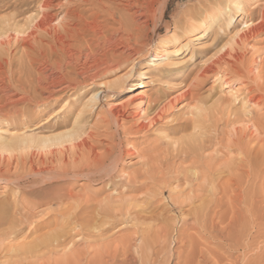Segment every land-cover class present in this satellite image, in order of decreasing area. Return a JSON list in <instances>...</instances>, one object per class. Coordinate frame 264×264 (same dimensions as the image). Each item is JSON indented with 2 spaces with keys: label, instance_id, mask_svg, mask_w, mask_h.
Segmentation results:
<instances>
[{
  "label": "bare ground",
  "instance_id": "obj_1",
  "mask_svg": "<svg viewBox=\"0 0 264 264\" xmlns=\"http://www.w3.org/2000/svg\"><path fill=\"white\" fill-rule=\"evenodd\" d=\"M209 4H211V6L210 5L208 6L210 8H207L204 11L196 14V16L199 17L198 20L195 19L196 16L194 13L195 11L194 6L193 7L191 6V8H193L192 10L194 11L190 10L191 8L190 9L186 8V6L185 9L182 10L180 9V13L179 14L177 13V16L175 17L176 19L174 18L173 20L174 22L172 24H169L168 26V29L169 28L174 29V33L171 35L170 38L169 37L166 38V40L162 41L158 39V42L154 47H153L154 39L153 37H151V33L154 32V34H156L161 29V21H163V18L166 16L165 10L168 7V0H38L35 3V5L32 7L35 13L29 11V17H26L22 22H17L16 18L6 19L0 22V122H1L0 125L2 126L5 125L6 123L5 121L8 119H14L19 115L24 116V114L22 115L21 113L23 111L22 109L26 110V112L30 114L36 113L37 108H41L42 105H46L47 103L51 101L53 102L56 99H61L59 95L62 94L69 95V98L66 99L63 105L61 103L62 108L60 111H62L63 113H65L66 111H72L74 110V107H76L75 104H77V102H74L73 104L72 100H70V97H73L74 95L87 93V91L90 90L91 92H93L88 102L84 104L83 108H81L78 114L76 115V120L74 122L72 131L65 133L60 137L55 136L56 138H45V139L42 138L43 139L42 141H37L36 137L33 136H29L26 138L24 137L15 138L13 136L8 140L2 138V140L0 141V151L2 153L4 151L8 152V150L10 151L14 149L19 150V148H23V149L32 148V147L35 148L39 146V144H36L37 142L40 143L42 142V145H44L43 147L46 146L51 148V146H56V145L62 146L57 151L53 150L50 152L49 150L52 157L53 154L60 153V157H58L56 154L57 156L56 159L54 158L55 157L54 156L53 158L51 157V159L50 158L46 159L42 157L36 160L35 153H33L31 159L28 158V160L21 158H20L21 160H19L16 159L17 157L9 156V155L0 156V185L5 184L6 190L10 192L6 197L10 195L12 197V202L9 204L7 203L6 198L0 199V236L6 238V239L3 238V240H8L10 238H13L15 234H20L17 233L18 232L17 229L19 227L21 228V225H24L25 223H31L30 226L31 230L29 233L32 235V237L33 235H37L38 232L41 231L42 227L45 225L41 219L46 217V215L48 214L47 213L48 211L46 212L47 210L46 207H48L50 204L54 202H58V201L61 202L64 198L65 199H67L68 197L72 198L73 195L71 194L72 192L70 193L68 189L67 192L63 188V185L58 186V183L61 180L74 179L76 181L77 179L86 178L91 182L95 181V183L98 181H103L105 186L107 187L109 186L110 189L112 186H117V185L119 186L122 185L125 190L126 189L129 190L132 187L137 189L142 188V183L140 187H138V184H140L139 178L142 175L143 176L146 175V173L150 171L152 172L151 169L153 168V164H154L153 160H150L146 163H142L143 166L141 164L142 166L141 171L139 172L135 171L132 174H128L127 177H124L125 175H123V168H122L124 164V158L125 156L134 157L135 153L132 152L131 150L128 151L127 149L122 148V146H120L121 144L119 145V143H117L113 139L110 140L111 138L109 139V142L105 144V147L103 146L105 148V151L99 153L97 151L98 147L95 144V141L93 140L91 135L81 132V128H83L82 125L84 123V119L87 114V109L94 107L99 102L101 95L104 94L101 91L99 92L97 85H103L104 88L107 87L108 89L113 87L110 85L108 86L106 83L99 84V81L101 80V77L103 75L116 73L122 70L123 68L131 65V69L129 70V72H127L124 75L121 82L123 83L122 86L123 91L127 92L130 90L129 84L127 83L130 80V78L134 75V68L141 63V58H143L144 63L142 64V67H144V69L140 71V79L136 83V89H143L145 88V86H147V84L143 80L147 78V74H148L146 67H150V68H152V66L155 67L153 71V77L156 78V80L161 78L164 74H166L167 67L171 66V64L173 63L172 62L173 57L179 55L178 53L180 52V49L176 51H172L173 50L172 48L178 45L179 39L182 35L186 33L187 34L186 36L189 37L188 42L190 43L196 42L197 44H207L209 43V41H211V39L213 38L216 39V37L219 36L220 34L227 33V31H232V28L237 22L238 16H240V14H242L245 11L244 0H226L223 4L219 3L218 6L214 4L216 7L215 6L212 7L213 3H209ZM253 23L243 22V28L245 29L242 30L240 29V31H237L236 33L233 34L231 39L235 41L234 47L241 45V43L243 47V44H245L244 42L264 33V13L260 17V20L257 23L254 24ZM203 35L204 38H202ZM184 46L186 47L187 44H184L183 47ZM199 48L200 47L198 45L194 46L195 50ZM150 49H152L150 54L149 53L146 54V52H148L147 50ZM237 49H238L237 47L235 49L233 48V51L231 52H229L230 50H228L226 53H224L219 58L214 60L211 64L202 67L201 77L204 78L209 75L219 76L221 74L230 73L236 75V77L238 76L239 78L243 77L245 81H249L248 79L252 78L251 77L252 73L247 72L245 74H242L244 71H241L240 68L236 69L237 67L234 66H233L234 68L231 67L232 64L230 62L232 60L235 62L240 60L238 55L239 52L237 53ZM191 59H193V57ZM224 65H229L227 69L229 70V68L230 69L233 68V70L231 69L232 70L231 72L230 71L228 72L227 69L224 70L223 69ZM226 67L227 66H225V68ZM262 73H264V70ZM261 77L262 76L257 75L256 78H261ZM262 84L264 85V83ZM223 85L224 88L227 87L228 84H223ZM252 88L251 86L243 85L240 87V89L238 88L237 91L235 90L232 92L233 93L232 96H235V94H237L238 96L244 95L242 98H244L245 100L242 99L243 101H241V103L243 102L241 106L242 110L243 109L247 110L246 107L248 104L250 105L254 104V107L256 105H261V106L263 105L262 102H264V94L261 93L262 91L260 92V87L257 88L258 91L257 95L260 94L263 95L260 96L261 98L259 97V99L256 98L257 97L256 94H253L255 93V90H253ZM134 98L136 101H138V105L142 107L144 103V97L142 95V91H140ZM260 107L258 110L256 109L258 112L260 110ZM44 110L45 108L43 109L41 108V111H38V114H41L42 111ZM226 110L228 111V109ZM251 111L248 112L247 110V112H244L242 116L239 112L232 111V109L231 110L229 109L228 116L226 118L227 123L236 124L237 122L239 123L240 120L246 121V117H249L251 115L250 113ZM126 115L127 112L125 105L110 110V117L112 119V123L116 125V129L118 133L124 131V128L120 123L127 117ZM256 115L252 114L251 117H254ZM146 116L144 117L141 116L140 122L138 121L139 123L136 124L134 127L128 128L126 132L139 134L144 131H147L148 129H150V126L153 127L154 125L157 124L159 119L158 117H161V113H157L153 117H149V116L146 117ZM256 120L257 119H255V121ZM251 121L252 119H250L249 117L248 123H250ZM252 124L254 125L255 123ZM258 125H260V122ZM109 132L110 130L108 131V133ZM180 141L181 142L176 141L177 143H175V147H173L172 151H170L169 148L168 149L169 151L166 150V152H172V153L175 152L174 154H172L173 158L177 159L178 161H181L176 165L177 168H182L185 162L190 161L192 167L189 165L188 167L196 171V169L197 168L199 169L200 167V162L202 163V161H200L202 159V154H201L202 152L201 150L203 149L202 148L203 144H201L202 142H200V140H197L196 138L195 139L193 137L190 138V136L185 141L183 140ZM236 141L237 140H234V142ZM241 141L242 140L239 139L238 142L236 143L237 144L236 146H240L238 148H240V150H243L244 148L241 147V143H242ZM64 143H68V145H64ZM243 144L245 146V143ZM170 145H173V143ZM261 146L259 150H261ZM251 148L254 149V147L252 146ZM164 151L165 150H163V152ZM245 151L243 150L241 152H245ZM166 152L164 153L166 154ZM10 153L12 154V152ZM248 153L247 155H250L252 157L255 156V158L253 159L246 155L248 157L247 163H249L247 165L249 166H247L245 163H242L245 164V166L243 165L242 166L244 168L245 167L250 168V170L253 168L255 169V166H259L261 160H264V159L260 160L264 151L260 153L261 156L256 154L257 156L260 157L258 160V162H260L258 163L259 165L257 163L256 165H254V161H257L255 159L258 157L252 154L253 152H251L250 150L248 151ZM242 154H246V153H242ZM166 156L169 155L167 154ZM143 159L145 161V158ZM263 162L264 161H262V163ZM263 165L262 167L260 166L258 167L260 169L259 171L257 170V172H261L264 169ZM233 166L235 167L237 165H233ZM230 168L231 167L229 166L228 169ZM241 168L242 167H240V169ZM254 169L252 170V172L256 171ZM218 170L217 171L214 170V171L218 172ZM222 170L220 173H222ZM245 172H247V170ZM245 172L243 175L246 176L247 173ZM262 172H264V170ZM220 173H217L219 174L217 175L218 177H220ZM250 173L249 175L251 176V174L253 173L251 174ZM198 175H200V173ZM212 177H211V181H212ZM150 178L152 177L150 176ZM44 184L46 185L50 184V187H46V189H43L42 186ZM194 185L196 184L194 183ZM197 186L200 187L199 185ZM203 186H205V184ZM115 188H118V186ZM219 188L220 187H218L217 184V186L215 185L211 189H213L212 190L213 193L216 194ZM220 190L222 189L220 188ZM233 191L234 190H232V192ZM198 192L199 191H197V193ZM205 192L206 191H204V193ZM204 193L203 194L199 193L197 197L195 196V199H193V197H190L192 195L191 194L189 197L190 199L192 198V200L188 199L190 200V202L187 203L186 205L185 203H183L184 205L181 204L180 206H178V204L175 202L172 208L173 209L172 212L173 211L183 212V210L186 209L188 210L189 213V214L187 213L188 216L186 217L189 218L190 216L191 217V219L189 218L190 221L192 220L197 224L201 220H202L201 222L204 223V221L208 218L209 214L212 212L211 215L214 214V217L215 216L216 217L215 219L212 220V224H211L212 227L209 226L210 228L213 229L211 235L213 237H218L222 239L223 243L229 247H237L241 241L240 238L243 237V234H241L242 225H239V220L237 216L233 215L234 217L232 218L230 217L231 219L229 218V221L227 222L226 226L224 225V227L223 226L220 227V225L224 223V221L226 222L225 217H220L221 216L220 209L222 208V205L220 203L211 205V203L213 204V200L212 202H210L211 200L208 199L209 198L208 195H205ZM37 196L40 197L36 198ZM20 201H22L23 204L26 203V205L29 206L30 208L32 207L33 209L34 208L36 209L38 207L40 208L44 206L46 210L42 209L38 211L39 210L38 209V210H34L38 212H36L33 215L27 214L26 212L28 210L27 211L25 210L26 206L25 207L23 206L22 209L19 210L20 206H18V203ZM73 201L77 202L76 199ZM83 201H79V202L82 203ZM200 201H201L200 204H196V202H200ZM76 202L74 203L71 202L70 200L69 204L73 203V205L71 204L67 208L65 207L66 208L65 211H62V213L65 212L63 216L65 217L67 216L68 218L64 217V219L66 220L65 222L66 227L63 228V231L61 233L57 231L61 229L54 230L55 232L56 231L58 232V235L56 236H50L52 233L48 235L42 232L43 235L39 233L41 236L39 235L38 238L33 237L34 240H32L33 238H31V240L33 241L31 243L24 244L25 241H21L24 243L17 245V247L12 246L13 248L12 250H15V255L14 257H12L13 259L10 258L9 256H5L10 258L9 259L10 261L8 260L7 264H52L53 256L52 258L51 256L48 257V254L54 255L58 253L67 254L72 258V255H70L71 254L70 251L71 249H73V247H75L74 245L76 244L75 243L76 239L79 238V240H81L82 242V239H84L86 235L90 236V235H94V233L95 234L98 233L97 231L98 228L101 229L100 227H104L105 225H108L111 221V220L106 221L103 219H107V218L115 219L116 217H119V215L115 213L118 211L120 212L121 215L120 217H122V219L125 216L130 219L131 217H133V215L139 213V211L138 212L135 211L136 208H133L134 207L133 204L137 205V203L133 202L127 204L126 202H124V200H122L124 204L120 205L119 210H114V208L110 206L102 207L98 203H97L98 205L93 206L94 204L93 205L89 204L91 201L90 202L86 201V204L84 205L83 204L81 205L79 202L78 204H76ZM50 206L48 208H51ZM186 217L180 218L181 221L183 222V223L181 222L183 226L178 231V237L182 241L186 235L185 230L187 228L186 226L188 225V220H189ZM96 218L98 219L101 218L100 219L101 221L99 223L96 221L95 223L94 221L97 220ZM259 220L261 221L260 223L261 228L259 230L263 231V234L261 236L264 237V214L261 215ZM189 223H190L189 225H191V222ZM57 225L60 224L57 223ZM199 225L201 226V228L202 225L203 227H206V224L204 225L202 223H199ZM195 226L196 225H194V227ZM195 229L197 230L198 227H195ZM101 233H103V231L99 230V235ZM196 233L197 232H195V234ZM197 234H199V232ZM96 235L98 236V234ZM27 237L29 236L27 235ZM67 239H69V241ZM10 240L15 241L16 239H10ZM1 243H3V241H1L0 244ZM185 247L186 246L184 245L182 248ZM5 249L7 251H4L2 249L1 250L3 252H6V255L9 254V249L8 248ZM188 249H189L188 250L189 254L185 255V258H183L184 253H181L182 251L180 252L179 250L178 253L179 256L176 255L178 256V258L173 264H220L221 261L223 264L224 262L223 260H221V258L223 259V257L225 256L227 257L232 254L231 252L227 251L229 253L219 256V257L222 256L221 258H219L220 260L216 261L215 259L214 261L213 259L212 261L210 259L212 261L210 262L209 258L205 257L206 256L204 253L205 250H202L198 244H195L194 246L192 245L191 247H188ZM147 250L150 251L149 249ZM136 251L137 250H135V252ZM133 254L134 253H132V255ZM113 256H114L113 260L110 259L112 263H110L111 261L107 260L109 261V263L106 261L105 263L89 262L88 264H107V263L137 264V260H136V258H138L137 254L133 255L135 257L137 256L136 258L133 256L130 257L131 255L129 254L124 255L125 257H123L121 261H118V259L115 257L114 254ZM74 257L77 256L73 255V259ZM224 260L227 259L224 258ZM78 261H79L78 264H85L84 262L85 259H81V261L80 260ZM57 262H55V264H57Z\"/></svg>",
  "mask_w": 264,
  "mask_h": 264
},
{
  "label": "rangeland",
  "instance_id": "obj_2",
  "mask_svg": "<svg viewBox=\"0 0 264 264\" xmlns=\"http://www.w3.org/2000/svg\"><path fill=\"white\" fill-rule=\"evenodd\" d=\"M37 1L38 0H0V22L12 18H16L17 22H22L26 17H29V11L35 13L32 7L35 5ZM197 1L198 0H168V7L165 10L166 16L163 18V21H161V29L156 34H154V32L151 33V37H153L154 39L153 47L158 42V39L162 41L166 40V38L168 37L170 38L171 35L174 33V29L173 28L168 29V26L169 24H172L174 22L173 20L177 16V13L178 14L180 13V9L181 10L185 9V6L186 8L190 9L191 6L192 7L194 6L195 11L192 10L193 8H191L190 10L194 11L196 16V14H198L199 12H202L205 9L210 8L208 6L209 5L211 6V4L209 3H213L212 4L213 7L215 5L218 6L219 3L223 4L226 0H213V1L199 0L198 2ZM244 2H245V11L242 14H240V16H238L237 22L232 28V31H227V33L220 34L219 36L216 37V39L215 38L211 39V41H209V43L207 44H197L196 42L190 43L188 42L189 37L186 36L187 34L185 33L184 35H182L179 39L178 45L172 48L173 49L172 51H176L180 49V52L178 53L179 55L173 57L172 59L173 63L171 64V66L167 67L166 74H164L161 78L156 80V78L153 77V71L155 67L154 66H152V68L146 67L148 74H147V78L143 79L144 82L147 84L145 88L136 89V83L140 79V71L144 69V67H142V64L144 63L143 58H141V63L134 68V75L130 78V80L127 83L129 84L130 87V90L127 92L123 91L122 89L123 83L121 82L124 75L127 72H129V70L131 69V65L123 68L122 70L116 73L103 75L101 77L99 84L106 83L108 86L110 85L113 87L108 89L107 87L104 88L103 85H97L99 92L101 91L104 94L101 95L99 102L94 107L87 109V114L84 119V123L82 125L83 128H81V132L91 135V137L95 141V144L98 147L97 151L99 153L105 151L104 148L105 144L109 142L110 138H111L110 140L113 139L114 141L119 143V145L121 144L120 146H122V148H125L128 151L131 150L132 152L135 153L134 157L125 156L124 158V164L122 166L123 175H125L124 177H127L128 174H132L135 171L136 172L141 171L142 169L141 167L143 166L142 163H146L150 160H153L154 162L153 168L151 169L152 172L150 171L146 173V175L144 176L142 175L139 178L140 184H138V187H140L142 183V188L137 189L132 187L129 190L127 189L125 190L122 185L120 186L117 185L119 189L115 188L117 186H112L110 189L109 186L108 187L105 186L103 181H98L99 183L98 182L95 183V181L91 182L86 178L77 179L76 181L74 179L61 180L58 183V186L63 185V188L66 191L68 189L70 193L72 192L71 193L73 194L72 198L68 197L67 199L64 198L61 202L60 201L54 202L50 204L52 206L54 205L53 207L50 205L49 206L51 208H48L49 206L46 207L47 210L45 209L44 206H43L44 208L38 207L36 209L35 208L33 209L32 207L30 208L29 206H27L26 203H24L25 204L24 205L22 201H20L18 203V206H20L19 210H21L23 206L24 207L26 206L25 210L26 211L28 210L29 212L28 211L27 212L23 211V212H26L27 214L33 215L42 209H45L46 212L48 211L47 212L48 214L46 215V217L47 216L48 217L47 218L44 217L43 219H41L45 225L42 227L41 231H39L37 235H33V237L36 238H38L40 234L43 235V233L48 235L52 233L50 236H56L58 235V232L61 233L63 231V228L66 227V223H65L66 220L64 219L65 216H63L65 212L62 213V211H65V209L71 204L73 205V203L69 204L70 200L71 202L75 203L76 201L73 200L76 199L77 200L76 204H78L79 201H83L84 199L82 203L79 202L81 205L86 204V201L88 202L91 201L89 204L91 205L94 204L93 206L98 204L102 207L110 206L113 207L114 210H119L120 205L124 204V202H126L127 204L133 202L137 203V205L133 204L134 206L133 208H136L135 211L137 212L139 211V213L133 215V217H131L130 219L127 218L126 216L123 217L122 219V217H120L121 216L120 212L119 211L115 212L117 215H119V217H116L115 219L114 218L103 219L106 221L108 220L111 221L108 225H105L104 227H100L101 229L99 228L97 229L98 233L96 234H98V236L95 233L94 235H90V236L86 235L84 239H82V242L81 240H79V238H77L75 241L76 244L74 245L75 247H73V249H71L70 251L71 253L70 255H72V258L71 256L63 253H58L54 255L48 254V257L51 256L52 258L53 256L52 264H55V262L57 261H58L57 264L58 263L78 264L79 263L78 260L81 261V259H85L84 261L85 264H88L89 262L105 263L107 260L109 261L113 260L114 257L113 254L118 259V261H121L123 257H125L124 255L129 254L131 255L130 257H132L133 255L137 254L138 258H136L137 256L136 257L133 256L136 258L137 264H149V263L173 264L179 256L178 254L179 250L180 252L182 251L181 253H184L183 258H185V255L189 254L188 247H191L192 245L194 246L195 244H198L202 250H205L204 252L206 255L205 257L209 258V260L211 259L212 261L213 259L214 261L215 259L216 261L220 260L219 258L222 257V256L219 257L220 255H224L226 253L231 252L232 254L230 256H227L228 258L226 256L223 257V259L221 258V260H223L224 262L223 264H228V263L229 264H264V237L261 236L263 234V231L259 230L261 228L260 226L261 221L259 220V218L261 217V215L264 214V172H262L264 169L262 168L263 170L261 172H257V170L259 171L260 169L258 167L261 165L262 161H264L261 160L264 159V153L262 154L263 157L260 154L262 153V151H264L263 148L264 147V123H263L264 107H262L264 106V102H262L263 104L262 106L256 105L259 107L261 106L260 110L263 108L261 112L260 110L259 112L257 111L259 107L256 106L254 107V104L247 105L246 109L248 110V112L253 109L250 112L251 113L250 116L247 114L250 117V119H252L250 123H248L249 117H246V121L240 120L239 123L238 122L236 123L237 125L235 123L234 124L227 123V119H226L228 116L229 109L230 110L232 109V111L239 112L242 116L244 112H247V110L241 109L243 103V102L241 103V101L245 100L244 98H242L244 95L238 96L237 94H235V96H232L233 91L235 90L237 91V89L238 88L240 89V87L243 85H248L251 86V88L253 87L252 89L255 90V93L253 94L256 95L258 94L257 91L258 87H260V92L262 91L261 93L264 94L263 91L264 85L262 84L264 83V75H263L264 73H262L264 70V66H263L264 65L263 64L264 33L244 42L245 44H243V47H242V43L241 45L236 46L239 49V50L237 49V53L239 52L238 55L240 58L239 60L240 62L239 61L235 62L233 60L232 61L230 60L231 61L230 63L232 64L231 67L233 66L237 67L236 69L240 68L241 71H244L242 74H245L247 72L252 73L251 74L252 78L250 79L253 82L250 79H248L249 81H245L243 77L239 78L238 76L236 77V75L230 73H225L226 75L221 74L219 75L220 78L217 75L216 76L209 75L204 78L201 77L202 67L211 64L214 60L219 58L228 50H230L229 52H231L233 51V48L234 49L236 48L234 47L235 41H233L231 37L233 36L234 33L240 31V29L241 30L245 29L243 28V22L257 23L260 20V17L263 15L264 0H244ZM198 18L199 17L197 16L195 17L196 20H198ZM202 38H204V35L202 36ZM184 44H187V46L183 47ZM197 45L200 48L195 50L194 46ZM147 51L148 52H146V54L147 53L150 54L152 49ZM192 57L193 59H191ZM225 66L227 67L225 68ZM228 66L229 65H224L223 69L226 70ZM233 68L231 69L233 70ZM231 69L230 68L229 70L227 69L228 72L229 71L231 72L232 71ZM256 74L262 76L263 78L262 77L256 78L257 77ZM223 84H228V85L227 87L223 88L224 86ZM140 91H142V95L144 97V103L142 107L138 105V101H136L134 98ZM92 93L93 92H91L90 90L87 91V93L74 95L73 97H70L72 103L74 104V102H77V104H75L76 107H74V110L66 111L65 113H63L60 110L62 108V105L65 103L66 99L69 98V95L67 94L59 95L61 99H56L53 102L51 101L46 105H42L41 108L42 109L45 108V110L42 111L41 114H38V111H41V108H37L36 113L33 114H30L26 112V110L22 109L23 111L21 113L22 115L24 114V116L19 115L14 119H8L5 121L6 122L5 125L3 126L0 125V129H1L0 141L2 140V138L8 140L13 136L15 138L18 137L26 138L29 136H33L36 137L37 141H42L45 138H56L57 136L60 137L65 133L72 131L74 122L76 120V115L78 114L79 110L83 108L84 104L88 102V100L92 96ZM263 94L257 95L256 98L259 99V97L262 96ZM122 105L126 106L127 117L120 123L122 124L124 131L118 133L116 129V125L112 123V119L110 117V110ZM226 109H228V111ZM156 112L161 113V117H158L159 119L156 125H154L153 127L150 126V129L139 134L126 132L128 128L134 127L136 124L140 122L141 116L144 117L147 115L149 117H153L155 114H157ZM255 112H257L259 115ZM252 114L254 115L257 114V115L251 117ZM255 119L257 120L259 119L258 123L257 120L255 121ZM259 122L260 125H258ZM252 123L255 124L253 125ZM109 130L110 132H112V133L109 132L110 135L108 133ZM257 134L260 136H258ZM189 136L190 138L193 137L194 139L196 138L197 140H200V142H202L201 144H203L202 145L203 149L201 150L202 159L200 160L202 161V163L200 162L201 168L200 167L199 169L197 168L196 171L188 167V165L189 166L192 165L190 164L191 163L190 161L185 162L182 168H177L176 165L181 161H178L177 159L173 158L172 154H174L175 152L174 153L166 152V150L172 151L173 147H175V143L181 142L180 140L185 141L186 139L189 138ZM239 139L242 140L241 147L244 148L243 149L244 151L247 149L248 151L250 150L251 152H253L252 154L254 155L258 154L259 156H261L260 158L259 156L256 155L258 158H256L255 160L257 161L253 160L254 165H256V163L257 164L260 163L258 162L259 158L261 160L260 165L258 164L259 166H255V169L253 168L254 170H256L255 172H252L253 169L250 170V168L243 167L245 166V164L246 165L249 164L247 163L248 157L254 159L255 156L252 157L250 155H247L248 153L247 150H246L247 152L246 151L241 152L243 150H240V148H238L240 146H236L237 145L236 143L238 142ZM234 140L237 141L234 142ZM172 143L173 145H170ZM243 143H245V146ZM247 143L249 144V147ZM36 144H39V146L35 148L34 147L27 149L19 148V150L18 149L16 150L14 149L11 151L8 150V152L4 151L3 153L0 151V156L9 155V156H15L17 157L16 159L19 160L21 159L28 160V158L31 159L32 154L35 153L36 160L42 157L46 159L49 158L51 159L52 155L50 154V152L53 150L57 151L62 147L60 145L51 146V148L46 146L43 147L44 145H42V142L41 143L37 142ZM64 145H68V143H64ZM251 146L254 147V149L251 148ZM260 146H261V150H259ZM163 150H165L164 152H166V154L163 152ZM10 152H12V154ZM242 153H246V154H242ZM56 154L58 157H60V153H55L53 154V157L55 156L54 157L55 159L57 158ZM167 154L169 156H166ZM143 158H145V161ZM146 158H148L149 160ZM233 165H237V166L234 167ZM262 165L260 167H262ZM229 166L231 167L230 169H228ZM240 167H242L241 168L242 170L240 169ZM245 169L247 170V172H245L246 171ZM214 170L215 171L218 170V172H215ZM221 170L222 173H220ZM249 170L253 174H251ZM197 171L200 173V175H198L199 173ZM212 171H214L215 173ZM243 171L247 173L246 176L243 175L244 174ZM217 173H220L221 178L217 176L219 175ZM249 173L251 174L252 177L249 175ZM215 174L217 177L215 176ZM150 176L152 178H150ZM206 177L208 180L206 179ZM211 177H212V181H211ZM194 183L196 185H194ZM204 184L205 186H203ZM210 184L213 186H211ZM214 184L216 186L218 184V187L222 189L220 190L219 188L218 190L219 193L217 192L218 194L217 193L214 194L212 191L213 189H211L215 186ZM197 185H199L200 187H198ZM42 187L43 189H46V187H50V184L47 185L44 184ZM196 190L199 192L197 193ZM232 190L234 191L232 192ZM204 191L206 192L204 193ZM9 193L10 192L6 190L5 184H1L0 199L6 198L8 204L12 202L11 195L6 197ZM199 193L200 194L204 193L205 195H208L209 197L208 199L211 200L210 202H212L213 200V204L211 203V205H214L216 203H220L222 205V208L220 209V215H221L220 217H225L226 222L224 221V223H222L220 227L221 226L224 227V225L226 226L230 217L232 218L234 216H237L239 220V225H242L241 234H243V237L240 238L241 241L237 247H229L223 243L222 239L218 237H213L211 235L213 229L210 227H212L211 226L212 220L215 219L216 217V216L214 217V214L211 215L212 212L209 214L208 218L204 221V223L201 222L202 220L199 221V223H202L204 225L206 224V227H203L202 225L203 229L201 228L199 223L197 224L192 220L190 221L191 219L190 216H189L190 219L186 217L189 214L188 210L184 209L183 210V212L185 211L184 213L175 212V211L172 212L173 210L172 208L175 202L178 204V206H180L183 203H185L186 205L187 203L190 202V200H192V198L190 199V197H193V199H195V196L197 197ZM39 197L40 196H37L36 198ZM240 198L242 201L240 200ZM122 200H124V202H122ZM63 203L64 205L65 204L66 205L64 206ZM200 203L201 201L196 202V204H200ZM29 208L32 210H30ZM48 209L50 210V213ZM34 210H38V211H34ZM180 213L183 215H181ZM182 217L183 218L186 217L189 219L188 225L186 226L187 228L185 230L186 235L183 238V241L178 237V231L183 226L182 225L183 222L180 219ZM65 218L68 217L66 216ZM96 219L97 220L94 221L95 223L96 221L98 223L101 221L100 220L101 218L99 219L96 218ZM176 219L178 220V223ZM189 222H191V225H189L190 224ZM57 223L60 225H57ZM25 224L21 225L22 229L20 227L17 229L18 231L17 233L20 234H15L13 238H10V239H16L18 242L16 240L11 241L10 239L3 240L4 237L0 236V242L3 241V243L0 244L1 246L0 264L3 262H4L3 264H7L8 260L14 257L15 250H12L13 249L12 246L17 247V245L23 244L24 242L21 241H25L24 244L33 242L32 240H34V238L29 233L31 230L30 227L31 223H25ZM194 225H196L195 227H198L197 229L198 231L195 229ZM57 229H61V230H57ZM54 230H57L58 232L57 231L55 232ZM99 230L103 231V233H101L100 235H99ZM195 232L197 233L199 232V234L197 233L195 234ZM102 234H104L105 236ZM27 235L29 237H27ZM31 238L33 239L31 240ZM67 240L69 241V239ZM9 243L11 244V246ZM184 245L186 247L182 248ZM3 246L9 249V254L6 255V252L2 251V250L7 251ZM132 246L134 249L132 248ZM147 249H149L150 251H148ZM135 250L137 251L135 252ZM132 253L134 254L132 255ZM73 255L77 257H74L73 259ZM5 256H9L10 258ZM224 258L227 260H224ZM211 260L210 262H212ZM66 261L69 262L67 263ZM109 261L107 262L109 263ZM110 263H112V261ZM220 264H222V261L220 262Z\"/></svg>",
  "mask_w": 264,
  "mask_h": 264
}]
</instances>
